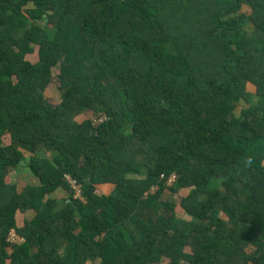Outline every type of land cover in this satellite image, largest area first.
Listing matches in <instances>:
<instances>
[{"label":"trees","instance_id":"trees-1","mask_svg":"<svg viewBox=\"0 0 264 264\" xmlns=\"http://www.w3.org/2000/svg\"><path fill=\"white\" fill-rule=\"evenodd\" d=\"M0 264H264V0H0Z\"/></svg>","mask_w":264,"mask_h":264},{"label":"built area","instance_id":"built-area-1","mask_svg":"<svg viewBox=\"0 0 264 264\" xmlns=\"http://www.w3.org/2000/svg\"><path fill=\"white\" fill-rule=\"evenodd\" d=\"M106 119L107 118L105 116H102V115L90 116V120H91L93 126L101 125L104 121H106ZM161 179L165 181V184L167 187H171L177 181V176L175 174H172L168 177L165 175H161ZM64 180L70 186V190H71L73 198L78 200V201H81V202H86V199L82 195V190L79 187L77 180L74 179L69 174L65 175ZM156 190H157V187H155V186H153L151 188V191L155 192ZM8 240L13 245H18V244H21L25 241V239L22 236H20L15 230H12L10 232Z\"/></svg>","mask_w":264,"mask_h":264},{"label":"crops","instance_id":"crops-1","mask_svg":"<svg viewBox=\"0 0 264 264\" xmlns=\"http://www.w3.org/2000/svg\"><path fill=\"white\" fill-rule=\"evenodd\" d=\"M19 170H20V169H18V170H16V171H14V172L11 173V178H12L14 181H17V183H18V185H19V188H22L23 186L28 185V183H29V185H32V186L38 185V181H37L32 175H29L28 172L24 170V168L21 169V170H22L21 173H18ZM15 179H16V180H15ZM27 179H29V180L27 181V184H25L24 182H25ZM29 181H30V182H29ZM20 182H21V183H20ZM21 184H23V185L20 186ZM165 192H166V191H165ZM165 192L163 193V195H165ZM169 192H170V191H169ZM57 194H58V198H59V199H61V198L65 195L64 191H58ZM162 197H163V196H162ZM34 214H35L34 212H30V211H28V212H26L24 215H21L20 220H19V222H20L19 225L21 226V225H23V223H24L25 221H27V220H31V218L34 216Z\"/></svg>","mask_w":264,"mask_h":264},{"label":"rangeland","instance_id":"rangeland-1","mask_svg":"<svg viewBox=\"0 0 264 264\" xmlns=\"http://www.w3.org/2000/svg\"><path fill=\"white\" fill-rule=\"evenodd\" d=\"M51 30H54V28L51 27V26H49V27H48V31H49V33H50ZM46 94H47L48 97H59L58 94H57L55 91H52V92H51V91H47ZM90 116H92V112H88V113H86V114L80 115V116H78L76 119H77L79 122H81L83 119H87V118H89ZM49 156H50V155H49ZM28 180H29V179H27L24 183L27 184V181H28ZM29 182H30V181H29ZM20 183H21V182H20ZM28 184H29V183H28ZM22 185H23V184H21L20 186H22ZM151 192L154 193V191H151ZM186 194H187L186 191H185V192L181 191L180 194H176V195H174V193H172V192L166 191V192H165V195H163L162 199H163V200H175L177 203H180V201H181V196H182V195H186ZM180 195H181V196H180ZM176 211H177V216H178V218H183V220H187V219H188V217H186V216L184 215V212H183V210H182L180 207H177ZM221 216H223V215H221ZM250 250H251V248H249L247 251L249 252ZM187 251H189V250H187Z\"/></svg>","mask_w":264,"mask_h":264}]
</instances>
